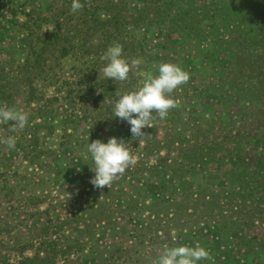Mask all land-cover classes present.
<instances>
[{
    "label": "rangeland",
    "instance_id": "obj_1",
    "mask_svg": "<svg viewBox=\"0 0 264 264\" xmlns=\"http://www.w3.org/2000/svg\"><path fill=\"white\" fill-rule=\"evenodd\" d=\"M100 1L86 19L88 38L68 53L64 39L31 44L25 28L0 25L7 72L17 75L26 57L34 59L31 47L45 49L22 73L47 100L26 104L24 88L1 106L21 111L28 123L0 128V224L14 227L2 228L0 238L25 243L26 230L65 216L75 173L93 174L88 140L131 139L127 122L111 118L113 105L149 73L158 75L161 63H172L190 78L168 94L176 106L167 116L154 112L145 134L129 142L136 162L125 169L123 185L132 197L92 242L56 264H152L165 248L182 244L209 252L200 264H264V0ZM106 15L113 21L105 28L97 19ZM42 31L51 33V24ZM117 42L130 65L126 81L102 71L101 57ZM35 123L53 124V132ZM28 127L37 144L24 138ZM9 137L15 148L4 143Z\"/></svg>",
    "mask_w": 264,
    "mask_h": 264
},
{
    "label": "trees",
    "instance_id": "obj_2",
    "mask_svg": "<svg viewBox=\"0 0 264 264\" xmlns=\"http://www.w3.org/2000/svg\"><path fill=\"white\" fill-rule=\"evenodd\" d=\"M136 1L142 4L146 2V0ZM72 2L73 0H0V25L10 23L18 28L19 26L25 28L27 30L25 41H29L31 44L33 41H40L42 37L45 38L48 45L50 42L64 43V39L67 45L64 44L61 50L68 53L70 48H74L73 42L80 43L82 47L89 36L90 25L86 19L91 15L90 7L92 3L94 4V0H80L83 7L78 10V15L72 11ZM95 2L100 3L101 1L95 0ZM124 4H126V0H124ZM20 14H23L24 21L18 19ZM92 15L95 17V13ZM73 17H77L78 21ZM112 18L106 15L105 19L97 20L106 28L112 23ZM81 20L83 23H80ZM45 23L51 24L52 32H37L39 27ZM104 39L105 37L101 36V40L97 41L98 49ZM38 48L39 52L34 47L29 49L32 54H35L34 59L30 55L26 57L23 63L18 66L20 70L16 73L17 75L7 72V68L0 63V107L4 103L15 101L21 95V89L24 88L26 89L24 91L26 104L30 105L31 102L41 104L42 99H45L44 92L38 91L34 86V80L29 75L22 73L23 69L27 70L33 67L32 61L37 62L42 54L41 51L45 50L43 47L38 46ZM108 93L104 88L99 99L104 102ZM45 101L47 100L45 99ZM8 122L11 123V121H0V128H6ZM41 125L46 126L47 133L53 132L54 126L50 123H35L34 126L39 128L42 127ZM29 129L33 130V127L25 129L24 138L28 142L35 141L37 144V135L33 131L29 133ZM2 146L0 143V148ZM37 148L36 146L32 152L37 153ZM79 170L80 172H76L72 180L76 183V188L71 189L70 199L65 203L67 206L65 216L51 217L41 225H36L35 227L39 226L37 229L34 228L36 232L26 230L25 238L27 240L25 243H21L20 236H14L15 238L9 245L7 241H10V238L6 235L4 238L1 237L0 264H56L61 257L66 256L65 258L68 259L69 254L73 255L78 247H84L86 242H92L99 227H107L109 222L111 224L110 214L116 216L118 212L116 213L115 210L123 209L124 201L132 197L126 192L127 188L125 189L123 185L125 180V183L128 184L125 171L123 174H118L108 186L97 188L90 183L93 174L88 175L84 173V170ZM79 173L81 174L77 176ZM123 175L125 176L123 177ZM0 176L2 177L3 173H0ZM127 209H129L128 205L125 206V210ZM2 228L8 229L10 233L14 230V227L11 228L6 224H0V230ZM27 251H30V254L27 255Z\"/></svg>",
    "mask_w": 264,
    "mask_h": 264
},
{
    "label": "clouds",
    "instance_id": "obj_3",
    "mask_svg": "<svg viewBox=\"0 0 264 264\" xmlns=\"http://www.w3.org/2000/svg\"><path fill=\"white\" fill-rule=\"evenodd\" d=\"M71 7L73 12H77L83 5L80 0H73ZM101 60L105 62L102 71L107 79H128L130 65L123 56L121 44L117 42L109 46ZM157 71L158 75L149 73L136 90L121 94L113 105L111 118L127 122L131 139L110 136L106 141L100 138L91 142L88 140L86 150L92 160L89 168L93 173L90 183L94 187L108 186L118 174H123L126 168L135 164L129 142L145 134L142 130L150 126L154 112L158 113L161 119L167 116L168 110L176 106L168 94L187 83L190 78L188 72L172 63H161ZM0 121H14L15 126L20 129L28 123L27 116L14 107H0ZM4 143L9 148H15L16 141L15 138L9 137ZM207 259L211 257L204 247L199 244H182L165 248L163 254L154 259L152 264H200L201 260Z\"/></svg>",
    "mask_w": 264,
    "mask_h": 264
}]
</instances>
